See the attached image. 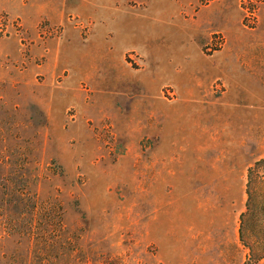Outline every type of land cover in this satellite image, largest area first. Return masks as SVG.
Segmentation results:
<instances>
[{
    "label": "rangeland",
    "instance_id": "obj_1",
    "mask_svg": "<svg viewBox=\"0 0 264 264\" xmlns=\"http://www.w3.org/2000/svg\"><path fill=\"white\" fill-rule=\"evenodd\" d=\"M259 159L264 0H0V264H264Z\"/></svg>",
    "mask_w": 264,
    "mask_h": 264
},
{
    "label": "trees",
    "instance_id": "obj_2",
    "mask_svg": "<svg viewBox=\"0 0 264 264\" xmlns=\"http://www.w3.org/2000/svg\"><path fill=\"white\" fill-rule=\"evenodd\" d=\"M262 170L264 171V159H259L254 163L253 166L249 168L248 182H247V194H248L247 209L241 215V227H240L241 238L244 244H246L247 247L249 248L250 250L249 257L252 258L253 260H259L264 258V251H260L262 248H264V206H261L260 208H256V210H253V202L256 199L255 193L253 192V188L255 187V184L258 183L260 180L264 182V175L262 176L259 175V172ZM10 204L6 205L7 212L9 211L11 213L21 212L20 205L16 203L14 204V202L13 203L10 202ZM248 218L251 220L252 223L254 222L252 226L253 232L251 236L245 235V230L243 227L245 226V222ZM20 233L21 230L12 233V236H16L17 234ZM17 236L19 237V239H24L29 242H32L33 239H35V236L32 233H23L22 235L20 234ZM46 236L47 235H43L42 238L45 239Z\"/></svg>",
    "mask_w": 264,
    "mask_h": 264
}]
</instances>
